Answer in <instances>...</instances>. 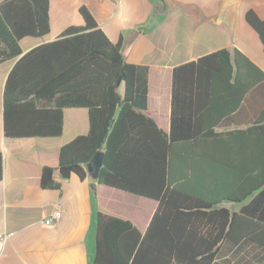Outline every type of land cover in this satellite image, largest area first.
<instances>
[{
	"label": "trees",
	"instance_id": "obj_1",
	"mask_svg": "<svg viewBox=\"0 0 264 264\" xmlns=\"http://www.w3.org/2000/svg\"><path fill=\"white\" fill-rule=\"evenodd\" d=\"M50 6L0 0V63L20 56L4 88L5 135L60 137L64 109L85 107L89 131L60 148L57 168L43 167L41 186L61 188L56 169L84 179L104 150L99 183L158 202L144 232L98 211L93 264H214L225 240L264 248V109L245 129L216 131L264 71L237 48L176 66L165 131L146 113L149 66L128 62L124 38L112 42L85 5L82 23L21 56L23 38L50 34ZM245 18L264 47V18L253 9ZM252 195L238 210L223 205Z\"/></svg>",
	"mask_w": 264,
	"mask_h": 264
},
{
	"label": "crops",
	"instance_id": "obj_2",
	"mask_svg": "<svg viewBox=\"0 0 264 264\" xmlns=\"http://www.w3.org/2000/svg\"><path fill=\"white\" fill-rule=\"evenodd\" d=\"M50 6L51 32L45 38H23L25 54L35 46L58 38L72 24L82 23L85 5L112 42L124 38L125 59L149 66L146 113L165 131L171 126L173 69L223 48H237L264 71V47L257 31L247 22L250 9L264 18V0H55ZM57 18L53 23V17ZM133 29L135 43L126 42ZM35 38V37H33ZM21 54V56H22ZM20 58L0 63V264H93L96 252V213L102 211L133 221L144 232L158 205L139 196L72 174L54 177L61 188L44 189V166L58 167L60 148L89 131L85 107L64 109L60 137H8L3 128V95L9 72ZM264 109V80L251 88L232 115L216 131L245 129ZM255 192L254 195H256ZM243 202L225 201L238 210ZM223 203V204H224ZM227 204H230L229 206ZM55 208L62 218L53 225L45 217ZM177 264V263H174ZM214 264H264V248L250 241L239 245L225 240Z\"/></svg>",
	"mask_w": 264,
	"mask_h": 264
},
{
	"label": "water",
	"instance_id": "obj_3",
	"mask_svg": "<svg viewBox=\"0 0 264 264\" xmlns=\"http://www.w3.org/2000/svg\"><path fill=\"white\" fill-rule=\"evenodd\" d=\"M140 31L137 29H133L131 33L128 36L126 45L131 46L135 43L137 38L140 36ZM23 55V54H22ZM122 77H120L117 81V85L121 83ZM104 160H105V152L104 150H99L87 163V171L89 174V177L91 178V186L95 187L96 181H98L99 176H100V171L101 168L104 165Z\"/></svg>",
	"mask_w": 264,
	"mask_h": 264
},
{
	"label": "built area",
	"instance_id": "obj_4",
	"mask_svg": "<svg viewBox=\"0 0 264 264\" xmlns=\"http://www.w3.org/2000/svg\"><path fill=\"white\" fill-rule=\"evenodd\" d=\"M62 218V211L59 208H55L48 216L45 217V223L47 225H53L60 221Z\"/></svg>",
	"mask_w": 264,
	"mask_h": 264
},
{
	"label": "rangeland",
	"instance_id": "obj_5",
	"mask_svg": "<svg viewBox=\"0 0 264 264\" xmlns=\"http://www.w3.org/2000/svg\"><path fill=\"white\" fill-rule=\"evenodd\" d=\"M52 4H53V7H52V13L54 14V11L57 10V5H58V4L56 3L55 0H52ZM55 20H58V19L55 18V16H54V17H53V23H54ZM26 39H29V40H35L36 38L28 37V38H26ZM0 79H1V76H0ZM223 205H225V203H224ZM227 205L229 206L230 204H227Z\"/></svg>",
	"mask_w": 264,
	"mask_h": 264
}]
</instances>
